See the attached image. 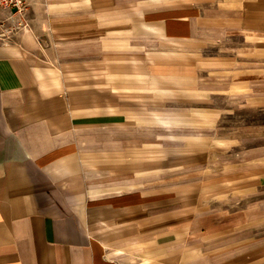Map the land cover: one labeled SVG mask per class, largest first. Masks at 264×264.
<instances>
[{
	"label": "crops",
	"instance_id": "obj_1",
	"mask_svg": "<svg viewBox=\"0 0 264 264\" xmlns=\"http://www.w3.org/2000/svg\"><path fill=\"white\" fill-rule=\"evenodd\" d=\"M20 22L0 264L264 260V63L205 55L264 38V0H29Z\"/></svg>",
	"mask_w": 264,
	"mask_h": 264
},
{
	"label": "rangeland",
	"instance_id": "obj_2",
	"mask_svg": "<svg viewBox=\"0 0 264 264\" xmlns=\"http://www.w3.org/2000/svg\"><path fill=\"white\" fill-rule=\"evenodd\" d=\"M171 44L177 45L179 42H176V40H170ZM228 43V42H227ZM225 42H219L215 47H212L208 49L207 53H205L206 56H212V58L218 59L220 61H228L231 62L233 60L234 62H247L248 64H254V63H264V38L263 37H250L248 39H242V38H236L233 41V45L238 47V50H231L228 47H225ZM214 73V72H213ZM217 73H221L222 77L224 76V70H218ZM253 111H256V109H250L248 114V120H260L264 117L263 115H257L256 113H253ZM248 264H264L263 261H250Z\"/></svg>",
	"mask_w": 264,
	"mask_h": 264
},
{
	"label": "built area",
	"instance_id": "obj_3",
	"mask_svg": "<svg viewBox=\"0 0 264 264\" xmlns=\"http://www.w3.org/2000/svg\"><path fill=\"white\" fill-rule=\"evenodd\" d=\"M28 7L29 0H0V39H5L15 27L18 28Z\"/></svg>",
	"mask_w": 264,
	"mask_h": 264
}]
</instances>
